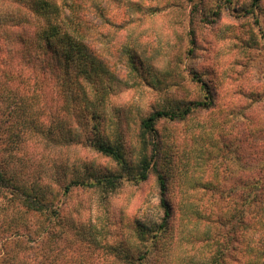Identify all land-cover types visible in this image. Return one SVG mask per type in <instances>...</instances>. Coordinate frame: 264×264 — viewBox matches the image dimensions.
I'll return each instance as SVG.
<instances>
[{"label":"rangeland","instance_id":"374dc122","mask_svg":"<svg viewBox=\"0 0 264 264\" xmlns=\"http://www.w3.org/2000/svg\"><path fill=\"white\" fill-rule=\"evenodd\" d=\"M128 1H106L122 27H103L109 40L90 46L89 78L73 63L56 70L57 91L40 74L30 89L20 74L29 66L0 64V243L23 237L3 264H158L177 240L193 260L223 241L217 216L251 215L254 203L236 188L251 172L245 164L264 159V145H249L255 125L264 140V0ZM179 102L201 106L143 132L149 115ZM96 142L121 147L130 173ZM144 157L149 177L133 181ZM158 174L172 207L164 230ZM120 175L113 190L92 186ZM19 189L46 211H26ZM248 241L233 239L226 264H243L230 256L247 255Z\"/></svg>","mask_w":264,"mask_h":264},{"label":"trees","instance_id":"16d2710c","mask_svg":"<svg viewBox=\"0 0 264 264\" xmlns=\"http://www.w3.org/2000/svg\"><path fill=\"white\" fill-rule=\"evenodd\" d=\"M106 1L108 0H0V64L18 62L29 66L25 67L26 73L22 70L20 74L24 75L25 78L27 77L28 88L30 89H33L32 82H35V75L40 74L51 85V89L57 91L60 86L56 85V82L59 83L60 79L56 70L64 67L63 70L67 72L70 64L73 63L81 69L80 73L82 72L83 75L89 78L91 75L89 66L95 61L90 46L92 43L100 42L104 38L109 40L110 36L103 32V27H113L116 26L115 24L119 28L122 27V22L117 23L114 17L109 18L106 15ZM192 1L194 0H185L186 3ZM259 1L252 0V4L256 6ZM1 4H7L6 10ZM132 5L138 4L132 3ZM191 13L193 12L191 11ZM95 20L96 24L94 23ZM101 44H104L103 41ZM125 52L129 56V61H131L132 52ZM192 78L197 77L193 76ZM197 81L201 82L199 79ZM200 106V102H179L166 111H156L142 122L143 132L145 134L153 132L156 122L160 119L183 120ZM7 116L9 115L7 114ZM250 130L252 131V139L255 142L249 145L257 146V142L258 145H264L262 144L264 140L260 136L263 131L262 128L255 125V128ZM93 146L99 153L118 163L124 173H130L124 163L121 147L117 145L110 146L104 142H96ZM261 156V153H259L257 158L252 162L250 161V165L245 164L251 170L250 174L246 175L247 178L245 176L237 178L241 184L236 188V192L238 190L243 191L245 193L243 195L244 200L250 198L249 204L254 203L249 219L244 221L243 216L245 213L243 214V211H238L235 217L231 214H225V211L222 216L216 217L217 223L222 222L227 226L218 250L200 258L196 257V259L189 260L188 256H183L180 251L182 240H177L173 245L175 252L171 257L164 255V252L163 261L158 264H226L229 244L237 238L249 240L245 245L248 254L243 253V257L237 260L234 259L235 247L232 249L234 252L233 257L230 256L233 261L237 263L243 261V264H264V159ZM150 167V162L144 157L140 160L135 174L131 175L130 178L137 182L146 181L149 177ZM122 178L124 177L120 175L113 176V178H104L103 180L97 179L92 186H102L104 189L113 190ZM4 181H6L5 174L0 170V183ZM156 181L160 191V207L164 214L159 229L164 230L171 218L172 207L165 198L167 192L166 178L162 174H158ZM10 182L7 183V188ZM3 186L5 185L3 184ZM17 192L18 200L17 198L16 200L26 211L38 213H41L44 209L46 211L45 205L41 202V197L40 199L38 197L32 199L33 197L26 194L23 189H19ZM154 233H151V238ZM15 235L17 236L11 237L12 239L9 237L4 238V241L0 243V264L8 263V252H10L8 246L11 244L17 246V248L21 246L19 243L23 237L16 233ZM251 239L253 244H249ZM158 243L159 240L156 241V247ZM151 247L137 260L142 259L145 261L152 253Z\"/></svg>","mask_w":264,"mask_h":264}]
</instances>
